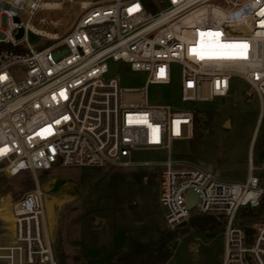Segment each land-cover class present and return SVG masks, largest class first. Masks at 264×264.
<instances>
[{
  "label": "built area",
  "instance_id": "2783aa9c",
  "mask_svg": "<svg viewBox=\"0 0 264 264\" xmlns=\"http://www.w3.org/2000/svg\"><path fill=\"white\" fill-rule=\"evenodd\" d=\"M64 1L70 0H0V171L6 178L34 177L33 188L11 198L14 240H3L0 228V264H56L38 171L157 163L134 160L142 150L166 154L158 203L168 228L192 214L218 216L224 219L221 264H264V217L251 225L236 220L239 209L264 198L253 167L243 180L227 181L171 152L174 141L193 136L195 111L186 103L226 96L242 81L245 96L255 94L263 109L264 0H87L63 36L36 27L58 29L61 18L38 12ZM30 33L45 41L30 44ZM235 44L247 48L224 47ZM192 48L223 54L201 59ZM109 61L145 73L143 85L120 87L108 75ZM14 63L25 67L22 78L9 73ZM175 74L179 104H151L149 87H170ZM189 190L199 197L191 209Z\"/></svg>",
  "mask_w": 264,
  "mask_h": 264
},
{
  "label": "rangeland",
  "instance_id": "374dc122",
  "mask_svg": "<svg viewBox=\"0 0 264 264\" xmlns=\"http://www.w3.org/2000/svg\"><path fill=\"white\" fill-rule=\"evenodd\" d=\"M82 1L87 0L64 1L59 8L38 12L47 19L61 18L62 25L58 29L36 27L63 36L80 16ZM22 36L20 32L17 37ZM27 40L32 45L45 41L31 33ZM108 67V75L117 76L120 87H141L145 81V73L131 71L121 62L109 61ZM8 70L14 79L25 75V67L20 63L10 65ZM177 84L178 74H175L170 87L151 85L149 102L166 103L170 100L178 105ZM246 90L247 85L238 81L226 96L184 104L183 107L198 112V122L191 139L171 144L172 157L207 167L227 181L243 180L252 166L253 175L264 187V104L261 110L257 96L247 98ZM226 119L230 123L228 128L223 126ZM132 157L136 161L155 160L157 163L149 167H55L48 172L36 173L39 179L44 175L39 185L45 197L46 231L53 241L56 257L61 256L65 264L97 262L135 243L149 248L168 233V245L173 251L165 264H219L223 255L224 225L201 230L192 226L168 228L160 215L158 203L162 169L159 162L166 158V154L142 150L133 152ZM33 187L34 177L30 172L6 178L0 171L3 240H14V233L6 228V223L13 219L11 198H19ZM263 217L264 204L255 214L242 209L236 214V220L242 225H251Z\"/></svg>",
  "mask_w": 264,
  "mask_h": 264
},
{
  "label": "trees",
  "instance_id": "16d2710c",
  "mask_svg": "<svg viewBox=\"0 0 264 264\" xmlns=\"http://www.w3.org/2000/svg\"><path fill=\"white\" fill-rule=\"evenodd\" d=\"M198 112H194V128L198 122ZM264 204L262 200L257 207H245L242 210H247L251 214L259 212ZM239 209V210H241ZM218 219V220H217ZM220 224L224 225V219L210 214H192L188 218V222L184 226H192L197 229L216 228ZM181 226V227H184ZM178 227V226H177ZM246 233H250L251 229L244 227ZM173 232L169 235L171 236ZM168 233L161 236V238L149 248H142L135 243L128 249H125L114 256L107 257L97 262L86 261L83 264H165L172 255L173 247L168 245ZM54 249V248H53ZM56 264H65L61 256L55 255Z\"/></svg>",
  "mask_w": 264,
  "mask_h": 264
},
{
  "label": "water",
  "instance_id": "95a60500",
  "mask_svg": "<svg viewBox=\"0 0 264 264\" xmlns=\"http://www.w3.org/2000/svg\"><path fill=\"white\" fill-rule=\"evenodd\" d=\"M224 127L228 128L230 127L229 119H226L223 124ZM44 175L42 174L40 180L43 181ZM187 200H186V206L187 209H191L195 206V204L199 201V197L197 193L194 190H189L187 192ZM166 214V211L163 207H160V215L164 217ZM186 224V221H182L178 226H184Z\"/></svg>",
  "mask_w": 264,
  "mask_h": 264
},
{
  "label": "snow or ice",
  "instance_id": "6c2138e0",
  "mask_svg": "<svg viewBox=\"0 0 264 264\" xmlns=\"http://www.w3.org/2000/svg\"><path fill=\"white\" fill-rule=\"evenodd\" d=\"M131 11V9H130ZM262 12H264V10H262ZM201 37H205V36H219V33H200ZM202 47H203V44H202ZM224 47H227V48H240V49H246L247 48V45L246 44H235V45H225ZM190 51L192 52H195L201 59L204 58L205 55H220V54H223V53H218V52H202V51H198L196 48H192L190 49ZM239 55L243 56L245 55L244 52H240Z\"/></svg>",
  "mask_w": 264,
  "mask_h": 264
},
{
  "label": "bare ground",
  "instance_id": "6f19581e",
  "mask_svg": "<svg viewBox=\"0 0 264 264\" xmlns=\"http://www.w3.org/2000/svg\"><path fill=\"white\" fill-rule=\"evenodd\" d=\"M13 222H14V218L12 220H10L9 222L6 223V228L7 229H10L14 233V223ZM45 225H46V223H45ZM46 228H47V226H46Z\"/></svg>",
  "mask_w": 264,
  "mask_h": 264
},
{
  "label": "crops",
  "instance_id": "0c3cea01",
  "mask_svg": "<svg viewBox=\"0 0 264 264\" xmlns=\"http://www.w3.org/2000/svg\"><path fill=\"white\" fill-rule=\"evenodd\" d=\"M223 232V231H222ZM223 235V234H222ZM222 260V259H221ZM219 264H221V261L219 262Z\"/></svg>",
  "mask_w": 264,
  "mask_h": 264
}]
</instances>
